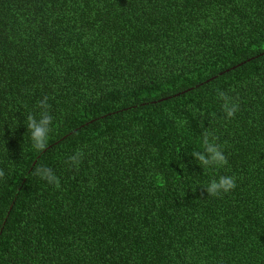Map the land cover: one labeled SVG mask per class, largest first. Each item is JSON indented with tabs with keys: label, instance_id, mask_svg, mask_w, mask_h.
<instances>
[{
	"label": "trees",
	"instance_id": "16d2710c",
	"mask_svg": "<svg viewBox=\"0 0 264 264\" xmlns=\"http://www.w3.org/2000/svg\"><path fill=\"white\" fill-rule=\"evenodd\" d=\"M0 264H264V0H0Z\"/></svg>",
	"mask_w": 264,
	"mask_h": 264
},
{
	"label": "clouds",
	"instance_id": "9594fccd",
	"mask_svg": "<svg viewBox=\"0 0 264 264\" xmlns=\"http://www.w3.org/2000/svg\"><path fill=\"white\" fill-rule=\"evenodd\" d=\"M219 100L222 101V107L228 118H232L238 110L237 105L226 95L221 93ZM41 109H44L40 113L39 119L35 116L29 115L27 117L26 129L30 134V143L34 150H43L48 142L49 134L52 125V116L47 111V105L41 103ZM210 134H206L203 139V152H197L193 154L197 163L202 168H222L227 165L228 161L224 155V152L220 146H218L213 139L209 138ZM78 155L72 159L76 161ZM36 174L43 180L49 183L56 182V177L52 174L51 170L41 166L36 170ZM236 187L235 179L231 176H220L218 179H212L207 183L204 189L209 195L217 196L221 193H227Z\"/></svg>",
	"mask_w": 264,
	"mask_h": 264
}]
</instances>
